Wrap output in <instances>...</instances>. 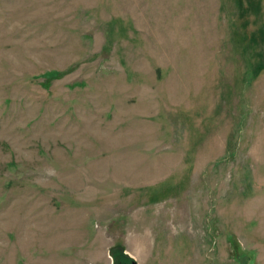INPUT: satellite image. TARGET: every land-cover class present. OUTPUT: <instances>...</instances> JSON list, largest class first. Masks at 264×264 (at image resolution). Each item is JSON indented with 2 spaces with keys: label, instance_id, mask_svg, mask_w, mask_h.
<instances>
[{
  "label": "rangeland",
  "instance_id": "374dc122",
  "mask_svg": "<svg viewBox=\"0 0 264 264\" xmlns=\"http://www.w3.org/2000/svg\"><path fill=\"white\" fill-rule=\"evenodd\" d=\"M264 264V0H0V264Z\"/></svg>",
  "mask_w": 264,
  "mask_h": 264
},
{
  "label": "water",
  "instance_id": "95a60500",
  "mask_svg": "<svg viewBox=\"0 0 264 264\" xmlns=\"http://www.w3.org/2000/svg\"><path fill=\"white\" fill-rule=\"evenodd\" d=\"M131 264H137L136 261H132Z\"/></svg>",
  "mask_w": 264,
  "mask_h": 264
}]
</instances>
